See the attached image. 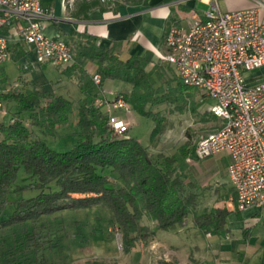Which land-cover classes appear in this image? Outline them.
I'll return each instance as SVG.
<instances>
[{"label": "trees", "instance_id": "trees-1", "mask_svg": "<svg viewBox=\"0 0 264 264\" xmlns=\"http://www.w3.org/2000/svg\"><path fill=\"white\" fill-rule=\"evenodd\" d=\"M93 9L105 11L107 7L102 6L101 0H84L73 15L87 18ZM63 39L72 49L74 64L62 69L67 73L76 71L82 97L74 102L63 95L41 93L32 87L11 88L8 98L14 102L19 115L28 114L29 125L21 117L12 123L0 121V210L5 205V193L13 185L17 186L20 171L23 181H32L18 188L35 193L15 201L12 212L0 219V229L64 209L102 204L111 212L120 233L121 247L126 252L139 242H147L158 230L168 231L183 225L189 215L203 234L225 233L230 213L227 205L197 210L200 193L194 182L186 180L184 172L190 141L172 154L152 153L131 135L113 134L107 115L88 104L89 89L94 82L85 71L84 62L98 61L101 84L106 79H114L128 85L117 93L124 96L134 113L152 120L151 141L166 128L165 117L157 115L152 108L180 103L191 96L190 89L194 88L184 85L178 76L177 85L171 90L157 84L164 73L150 52L120 60L111 49L98 46L92 36L82 34ZM17 54L16 59L22 52ZM5 81V76L0 78V83ZM75 103L78 141L66 151H56L40 134L52 133L67 122ZM107 169L119 184L103 173ZM143 216L154 221V225L143 224ZM39 238L36 233L24 234V242L29 245H34ZM157 264L174 263L161 259Z\"/></svg>", "mask_w": 264, "mask_h": 264}, {"label": "built area", "instance_id": "built-area-1", "mask_svg": "<svg viewBox=\"0 0 264 264\" xmlns=\"http://www.w3.org/2000/svg\"><path fill=\"white\" fill-rule=\"evenodd\" d=\"M44 0H0V66L9 45L21 41L39 60L61 68L74 64L71 47L49 36L44 21L52 17ZM204 19L189 28L172 25L163 38L159 57L175 68L186 86L201 89L211 99L209 112L220 125L200 136L194 146L197 159L227 154V176L236 195V207L264 208V79L249 83L247 74L264 66V0L250 8L221 12L215 3ZM94 85L101 75L92 74ZM93 108L107 115L113 134H123L133 121L130 105L121 93L94 101ZM102 108L104 110H102ZM125 115L119 116L113 110Z\"/></svg>", "mask_w": 264, "mask_h": 264}, {"label": "rangeland", "instance_id": "rangeland-1", "mask_svg": "<svg viewBox=\"0 0 264 264\" xmlns=\"http://www.w3.org/2000/svg\"><path fill=\"white\" fill-rule=\"evenodd\" d=\"M83 1L68 0L65 5L74 12ZM137 1L141 0H101V4L107 8H114L119 3ZM203 8L202 4L197 3V9L203 10ZM261 15H264V10H261ZM180 18L182 21L179 27L187 28L190 19L188 15ZM17 55L8 54L6 65L9 69L13 67L12 61L17 58ZM10 56L12 58H9ZM153 59L164 73L160 83L157 84H161L165 90H171L178 81L175 68L159 55L154 54ZM2 71L0 67V72ZM22 74L21 78L28 76L24 74V70ZM14 82L8 80L0 83V121L12 123L21 117L24 123L29 125L28 114L19 115L15 110L14 102L8 98V94L12 92L11 88L15 87ZM23 83L27 88L32 87L27 81ZM65 90L63 88L62 93H71L70 87ZM190 92L191 96H186L180 103L160 104L152 108L157 115L165 117L166 124L164 132L154 137V140L151 141V132L154 127L152 120L132 110L128 115L134 122L133 125L123 134L115 135L127 137L131 135L140 140L152 153L165 151L172 154L189 140L190 151L186 158L184 172L187 175L186 180L194 182L196 191L200 193L201 202L197 210H202L214 206L218 201L220 188L227 185L225 182L227 157L223 153H218L204 159L196 158L194 146L197 139L215 130L220 125V121L212 117L209 112L212 101L201 89H190ZM71 97L70 99H73L75 96ZM90 102L89 106L93 107L94 101ZM76 106L77 103L67 122L59 125L52 133L40 134L47 138L48 145L56 151H66L78 141ZM103 173L113 176L110 169ZM23 176V172L20 171L17 186L13 185L3 196L5 205L0 210V219L12 212L17 199L35 193L33 190L26 191L18 188L19 185L32 181V179L23 181ZM112 181L116 184L120 183L113 177ZM141 222L150 226L154 221L143 216ZM27 232L39 234L40 238L34 242V245L24 242V234ZM145 244V242H139L131 250L123 251L120 233L111 212L106 206L98 204L84 209H64L42 215L34 221L29 220L1 228L0 264H157L162 259L161 251H153Z\"/></svg>", "mask_w": 264, "mask_h": 264}, {"label": "crops", "instance_id": "crops-1", "mask_svg": "<svg viewBox=\"0 0 264 264\" xmlns=\"http://www.w3.org/2000/svg\"><path fill=\"white\" fill-rule=\"evenodd\" d=\"M67 2L68 0L43 1L44 6L52 12V17L44 21L45 33L68 39L82 34L92 36L98 46L111 49L120 60L146 52L157 56L164 53L165 29L172 25L180 26V17L184 15L190 18L187 26L189 28L196 21L204 19V12L210 8L211 3H215L221 12L254 5V0H141L119 3L105 11L93 9L87 18H77L65 5ZM197 3L204 6L203 10L197 9ZM19 52L22 55L14 59L15 61L12 59V68L9 69L6 65L8 61L0 66L3 69L0 75L5 76L6 82L15 81L13 84L19 88L25 86L23 81H27L39 92L60 94L69 99L75 96L72 100L82 97L76 71L64 72L61 67L47 60H39L25 43L11 42L8 54ZM98 66L96 60L84 62V69L90 76L97 72ZM23 70L28 75L26 78H21ZM247 79L249 83L264 79V66L249 72ZM68 87L71 93H62L63 88L68 90ZM120 88H128V85L114 79H106L100 86L92 85L88 104L104 97L112 99L115 92L121 91ZM113 113L125 115L116 109ZM223 154L227 157V185L220 188L218 201L214 206L227 205L230 208L226 218V232L221 235L203 234L189 215L183 225L173 230H158L145 242L151 250L161 251L162 259L174 264H264V208L252 206L240 210L236 207L235 192L227 176L229 158L227 154ZM153 225L154 222L150 226Z\"/></svg>", "mask_w": 264, "mask_h": 264}]
</instances>
